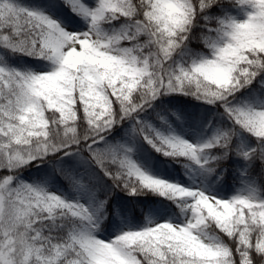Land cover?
<instances>
[{
  "label": "snow or ice",
  "instance_id": "snow-or-ice-1",
  "mask_svg": "<svg viewBox=\"0 0 264 264\" xmlns=\"http://www.w3.org/2000/svg\"><path fill=\"white\" fill-rule=\"evenodd\" d=\"M0 264H264V0H0Z\"/></svg>",
  "mask_w": 264,
  "mask_h": 264
}]
</instances>
